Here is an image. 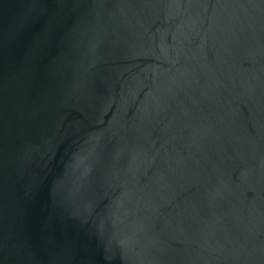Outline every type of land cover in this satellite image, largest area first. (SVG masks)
<instances>
[{"label":"water","instance_id":"obj_1","mask_svg":"<svg viewBox=\"0 0 264 264\" xmlns=\"http://www.w3.org/2000/svg\"><path fill=\"white\" fill-rule=\"evenodd\" d=\"M0 264H264V0H0Z\"/></svg>","mask_w":264,"mask_h":264}]
</instances>
